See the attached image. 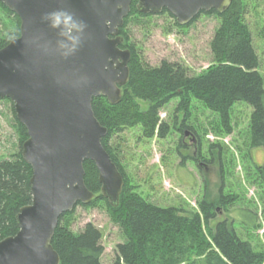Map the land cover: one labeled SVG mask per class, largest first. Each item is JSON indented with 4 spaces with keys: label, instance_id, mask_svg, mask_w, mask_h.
<instances>
[{
    "label": "trees",
    "instance_id": "trees-1",
    "mask_svg": "<svg viewBox=\"0 0 264 264\" xmlns=\"http://www.w3.org/2000/svg\"><path fill=\"white\" fill-rule=\"evenodd\" d=\"M137 2L132 0L131 10L120 28L125 39L128 38L125 29L131 17L153 15L139 11ZM0 6L18 23L15 31L0 37L2 48L19 36L21 21L1 1ZM247 6V0H232L225 11H202L188 23H193L203 13L220 18V25L211 40L214 63L203 73L191 75L183 64L168 60L152 66L131 44L129 80L122 89L120 101L111 103L103 95L93 98L95 116L108 129L102 143L122 173L124 186L118 205H112L101 192L96 164L86 160L85 183L94 192V198L89 203L78 204L90 206L102 202L110 218L125 233L126 240L116 246L112 264H264V252L255 250L250 241L243 239L232 222L222 220L214 228L210 227L217 209H227L235 198L220 194L212 200L204 195L198 204L199 209L184 214L173 206L156 205L128 185L118 153L110 143L116 133L136 125L142 126L145 137H166L171 125L160 119V111L178 97L177 110L184 111L186 116L191 114L192 98H196L218 112L225 122L231 119L232 106L238 101H246L253 108L251 146L264 150V78L258 70L259 57L246 21ZM166 12L168 10L163 9L161 13ZM142 102H147L146 109L142 108ZM13 112L19 132V150L13 157L0 160V241L18 232L16 216L23 206L32 203L30 179L33 170L22 156L28 131L18 120L14 108ZM186 127L192 130L183 123V132ZM257 180L264 194V163L257 166ZM72 212L60 216L52 239L60 264H102L103 231L89 223L81 232H73L63 225L66 216ZM248 212L255 216L256 226L257 214Z\"/></svg>",
    "mask_w": 264,
    "mask_h": 264
},
{
    "label": "water",
    "instance_id": "water-1",
    "mask_svg": "<svg viewBox=\"0 0 264 264\" xmlns=\"http://www.w3.org/2000/svg\"><path fill=\"white\" fill-rule=\"evenodd\" d=\"M20 18L19 36L0 48V98L14 103L27 128L22 156L31 165L32 203L16 216L18 232L0 241V264H60L52 245L62 214L94 198L85 183L84 162L99 171L101 192L117 206L124 177L102 143L108 129L93 110V98L121 99L129 80L131 53L122 49L120 28L132 0H0ZM232 0H138L143 13L167 9L181 25L200 12H223ZM64 8L87 24L79 50L56 51V32L41 20Z\"/></svg>",
    "mask_w": 264,
    "mask_h": 264
},
{
    "label": "rangeland",
    "instance_id": "rangeland-1",
    "mask_svg": "<svg viewBox=\"0 0 264 264\" xmlns=\"http://www.w3.org/2000/svg\"><path fill=\"white\" fill-rule=\"evenodd\" d=\"M247 3L246 21L259 57L258 70L264 78V0ZM170 14L131 17L125 29L128 38L120 33L124 38L120 47L130 51L133 44L139 56L152 66L168 60L183 64L191 75L203 73L214 63L211 40L220 18L203 13L182 27ZM17 24L14 16L0 6V37L15 31ZM179 100L173 98L160 111V119L171 125L166 137H145L142 126L136 125L125 127L112 138L110 143L118 153L128 185L154 204L176 207L181 214L199 209L204 195L212 200L220 194L230 195L234 202L227 209H217L210 227L222 220L232 222L243 239L264 252V194L257 180L264 150L250 143L252 106L246 101L236 102L230 121L225 122L196 98H192L191 114L186 116L177 110ZM147 107V102H142V108ZM13 108L12 100L0 99V160L13 157L19 150ZM183 123L192 130L186 127L183 132ZM247 210L257 214L256 226L255 216ZM89 223L103 231L102 264H112L116 246L126 240L125 233L100 201L90 206L77 204L63 221L75 233Z\"/></svg>",
    "mask_w": 264,
    "mask_h": 264
},
{
    "label": "clouds",
    "instance_id": "clouds-1",
    "mask_svg": "<svg viewBox=\"0 0 264 264\" xmlns=\"http://www.w3.org/2000/svg\"><path fill=\"white\" fill-rule=\"evenodd\" d=\"M41 20L46 22L56 32V51L64 58L74 55L85 39L87 24L75 17L71 11L60 8L42 15Z\"/></svg>",
    "mask_w": 264,
    "mask_h": 264
}]
</instances>
